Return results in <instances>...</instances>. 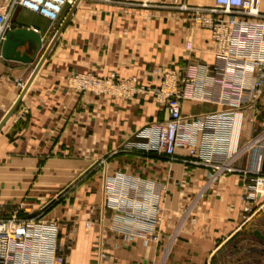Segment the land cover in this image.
<instances>
[{"label":"crops","instance_id":"obj_1","mask_svg":"<svg viewBox=\"0 0 264 264\" xmlns=\"http://www.w3.org/2000/svg\"><path fill=\"white\" fill-rule=\"evenodd\" d=\"M183 3L212 6L214 0H80L0 130V213L10 216L23 204V217H31L54 203L47 218L59 226L65 264H241L240 244L264 248L253 234L264 235V186L255 188L264 165V92L239 105L230 91L217 102L222 91L214 75L200 74L195 99L183 101L182 115L226 113V126L214 140L200 130L195 154L179 147L178 161L168 163L140 150L145 140L137 135L169 118L153 98L112 99L69 86L76 74H117L156 88L157 68L183 75L193 63L211 70L220 66L210 32L193 28L190 14L177 10ZM71 8L65 7L55 24L16 9L13 30H34L44 47L34 63L23 64L5 60L1 45L0 124ZM255 80L248 76L246 86L254 88ZM206 161L229 162L235 171L211 182L214 169ZM118 176L136 183L141 194L155 193L158 242L128 239L116 230L117 220L126 215L106 210L103 203L105 183ZM246 206L251 213L244 212ZM100 241L106 254L102 262L95 256Z\"/></svg>","mask_w":264,"mask_h":264},{"label":"built area","instance_id":"obj_2","mask_svg":"<svg viewBox=\"0 0 264 264\" xmlns=\"http://www.w3.org/2000/svg\"><path fill=\"white\" fill-rule=\"evenodd\" d=\"M74 1L0 0V47L6 34L13 30L12 20L16 9H24L55 24L59 22L65 7L72 6ZM262 1L264 0H214L212 6L183 3L176 7L177 10L190 14L193 28L210 32L215 43V55L220 64L213 70L196 63L191 64L183 75H179L173 68H157L153 70V76L160 78V84L156 88L139 86L137 78L120 80L117 74L108 78L76 74L69 79V86L79 92L112 99L132 100L137 96L153 98L166 109L169 118L162 124L148 126L137 135L145 140L140 150L168 163L178 161L176 152L179 147L186 146L189 154L193 156V147L200 130L214 140L224 131L228 119L226 113L195 117L182 115L183 101L195 99L194 88L199 83L200 74L214 75L215 84L222 91L215 97L217 102H222L224 93L230 91L236 92L239 105L264 92ZM250 75L256 78L254 88L246 86ZM201 99L204 100L202 97ZM205 164L214 169L211 182L235 171L229 162L211 164L206 161ZM256 176L257 190L264 186V165ZM105 189L110 197L109 200L105 199L103 208L126 215L125 219L117 220L115 225L119 233L128 239L143 237L159 241L158 235L154 233L160 222L155 213V193L151 191L147 196L141 194L138 185L134 182L130 184L129 179L124 176L108 180ZM115 190L118 195H115ZM124 192L132 193V196L125 198ZM244 212L251 213V208L246 206ZM39 219H42V214L30 218H23L18 214L0 216V264H63L64 259L57 256V225L38 222ZM99 246L102 245L99 243ZM105 258L106 254L99 247L97 260L102 262Z\"/></svg>","mask_w":264,"mask_h":264},{"label":"water","instance_id":"obj_3","mask_svg":"<svg viewBox=\"0 0 264 264\" xmlns=\"http://www.w3.org/2000/svg\"><path fill=\"white\" fill-rule=\"evenodd\" d=\"M80 0H76L72 5V8L64 20L60 31L56 34L54 39L52 40L49 47L44 52L43 56L41 57L39 64L37 65L30 81L26 85L25 89L21 93L19 100L16 102L15 106L12 108L11 112L6 116L3 122L0 124V130L2 129L3 125L8 121V119L13 115V113L17 110L23 96L25 95L26 91L28 90L32 80L34 79L36 73L38 72L39 68L46 60L50 52L52 51L53 47L55 46L58 37L61 33L63 27L67 24L68 20L70 19L71 15L73 14L75 8L77 7ZM43 39L41 35H39L34 30H30L27 28H19L10 30L5 37V40L2 44L1 48V55L5 60L8 61H15L20 62L23 64H32L38 58L39 54L43 50ZM253 234L261 241H264V235L257 230L253 231ZM231 264V263H229Z\"/></svg>","mask_w":264,"mask_h":264},{"label":"rangeland","instance_id":"obj_4","mask_svg":"<svg viewBox=\"0 0 264 264\" xmlns=\"http://www.w3.org/2000/svg\"><path fill=\"white\" fill-rule=\"evenodd\" d=\"M76 1V0H75ZM74 1V2H75ZM202 1H206V0H202ZM117 190H115V195H118L117 193ZM104 193L106 194V198L108 199L110 197V194H107V190L104 188ZM113 193V194H114ZM109 200V199H108ZM109 201H107L108 203ZM53 204L54 203H49V204H46L44 206H42L39 211L36 212V214L34 216H37L39 214H42V219H39L38 222H46V223H54L57 225L58 227V236H57V240H58V245H59V248H58V254L57 256L59 258H63V254L61 253V246L59 244V235H60V230H59V226L57 224V221L55 220H51V219H48L47 218V215L49 214L50 210L52 209L53 207ZM109 208H106V210H108ZM23 210H25V205L21 204L19 205L15 210L14 212L10 215V216H13L15 214H18L20 217H23L24 216V212ZM110 210V209H109ZM112 210V209H111ZM0 216H3V214L0 213ZM34 216H31V217H34ZM6 217V216H5ZM23 218H27V217H23ZM30 218V217H29ZM255 243V242H254ZM100 244L102 246H99V243H96V248H95V256L97 257L98 256V249L99 247H101L103 249V243L102 241H100ZM245 247V248H244ZM239 250H241V253L238 255L239 258L242 256V254H244V261L240 263L242 264H252V263H263L264 264V248L262 247H259L257 244H253L252 243H249L248 245H244L241 247V244L239 246ZM242 248H244V251H242ZM246 249V250H245ZM104 251V250H103ZM240 252V251H239ZM105 253V252H104ZM63 264H65V259L63 260Z\"/></svg>","mask_w":264,"mask_h":264}]
</instances>
